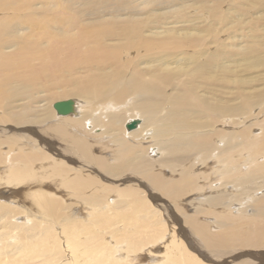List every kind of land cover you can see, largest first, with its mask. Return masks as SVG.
I'll list each match as a JSON object with an SVG mask.
<instances>
[{
  "label": "bare ground",
  "instance_id": "obj_1",
  "mask_svg": "<svg viewBox=\"0 0 264 264\" xmlns=\"http://www.w3.org/2000/svg\"><path fill=\"white\" fill-rule=\"evenodd\" d=\"M261 2L0 0V264H264Z\"/></svg>",
  "mask_w": 264,
  "mask_h": 264
},
{
  "label": "rangeland",
  "instance_id": "obj_2",
  "mask_svg": "<svg viewBox=\"0 0 264 264\" xmlns=\"http://www.w3.org/2000/svg\"><path fill=\"white\" fill-rule=\"evenodd\" d=\"M261 1H263L264 2V0H261ZM263 2H261L260 4L261 5H263L262 3ZM262 8H264V7H262ZM136 52H133L132 54H131V56H130V59L132 58H135V54ZM144 54V53H143ZM134 55V56H133ZM69 100H71V99H69ZM60 101H66V100H60ZM60 101H56V103L57 102H60ZM258 111V110H257ZM257 113V112H256ZM259 117H262L261 119H259L258 121L256 120V122H262V120L264 119V113L261 115V116H257L255 119H257V118H259ZM137 119V118H136ZM135 119V120H136ZM135 120H132V121H135ZM130 122H131V119H130ZM240 124V123H239ZM260 124V123H259ZM127 125V124H126ZM232 125V124H231ZM246 126H248V125H245V126H235V128L237 129V130H239V131H242L243 130V128L245 129V127ZM259 129H258V128ZM98 130H99V128H97ZM0 130H2V128H0ZM127 130V129H126ZM262 129L257 125L256 126V128H254V130H253V132H252V134H251V136L252 135H254V136H258V135H260L259 133H262V131H261ZM44 132V134L46 135V133H45V131L44 130H38L37 132L38 133H36L38 136H40V134H39V132L40 133H42V132ZM128 131V130H127ZM133 131V130H132ZM98 132L100 133V131H93V132H91V137H92V135L93 134H95L96 136H98ZM131 132V131H130ZM7 134H10L11 135V133H7ZM31 137H33L32 135H30ZM10 137V136H9ZM127 139H129L127 136H125ZM87 138H89L90 139V136L89 137H87ZM92 139V138H91ZM93 140V139H92ZM95 140H98V137H97V139H95ZM130 140V139H129ZM160 140V139H159ZM166 140V139H165ZM172 140V139H171ZM132 142V141H131ZM110 148H113V147H110ZM97 149V148H96ZM100 150L102 149V148H99ZM157 147H153L152 148V150H156L157 151ZM107 150V149H106ZM18 151V150H17ZM102 151H105L104 149H102ZM155 151V152H156ZM152 152V151H151ZM97 154L98 155H100L101 153H99V152H97ZM152 154H154L153 152H152ZM157 154V153H156ZM155 155V154H154ZM159 153L157 154V156H155L156 158H158L159 156ZM112 161H114L113 159H111L110 160V162L112 163ZM261 161H263V160H261ZM248 167V166H247ZM217 170H222V167L221 168H219V167H215ZM245 169V168H244ZM4 169H0V172H2ZM246 170H248V169H245V171ZM181 171V170H180ZM178 172V173H181V172ZM211 172V171H210ZM155 174H163V172H160V171H156V173ZM131 175H134V173L132 174L131 173ZM199 174H197V176H198ZM135 176H137V178L138 179H144L142 176H140V175H137V174H135ZM166 178H172V179H174L175 181L176 180H178V179H180L179 178V176H173L172 174H169V173H167V174H165L164 175ZM164 178V177H163ZM145 180V179H144ZM214 180H216V179H214ZM217 184V186H218V183H216ZM262 194H264V190H262L261 192H259V193H257L256 194V197L257 196H261ZM203 195V194H202ZM212 195H214V194H212ZM209 196V195H208ZM182 200V201H181ZM184 199L183 198H181L180 199V201L179 200H177V201H174V200H167L168 201V203L173 207V208H175L174 210H176L177 209V211L179 212L180 211V215L181 214H185V215H187V216H189V215H193V214H195V212H196V208L198 209L199 207H197L196 205H191L190 204V206H186V205H184L185 207V209L184 208H182V206H177V205H179V204H182V202L183 203H188L189 202V200H187V199H185V201H183ZM187 200V201H186ZM78 201V206H77V209H78V211L79 212H81V211H83V210H85V205L81 202V201H79V200H77ZM112 201H115V199H112ZM82 205V206H81ZM188 205H189V203H188ZM207 206V205H206ZM87 208V207H86ZM174 210H172L173 212H174ZM250 213H252V212H250ZM168 218V217H167ZM170 218V217H169ZM180 218V220H181V224H182V226L183 227H185V228H188V230L189 231H192V227L191 226H188V225H185L186 223L185 222H183L184 221V218L183 217H179ZM199 220H201V223H209L210 225L213 223V222H216L217 220H218V217L216 216V215H214V216H211V217H206V218H204V217H202L201 219H199ZM8 224V223H7ZM190 227V228H189ZM210 227V226H209ZM177 229V228H176ZM187 230V231H188ZM211 230H212V232H214V231H216V233H218V232H220L221 231V228L220 227H217L216 228V226H214V228H211ZM21 233V232H20ZM192 233H194L193 231L191 232V234ZM0 235H2V233L0 234ZM195 237H197V235H195ZM197 239H199V237L197 238ZM199 243H200V245H201V248H202V250L204 251V252H207V253H212L213 254V252L215 253V252H224V253H227L228 251L229 252H233V251H235V252H237V251H240L241 249H230V250H227V249H223V248H220V247H218V248H213V249H207L206 250V244L204 243V241L203 240H201V238L199 239ZM163 250V249H162ZM211 250V251H210ZM216 250V251H215ZM243 251V250H242ZM255 253H256V255L257 256H260L261 257V259H264V248H261L260 250H256L255 251ZM259 253V254H258ZM256 260V259H255ZM258 261V260H257ZM34 262V261H33ZM254 262H256V261H254ZM260 263V262H259Z\"/></svg>",
  "mask_w": 264,
  "mask_h": 264
},
{
  "label": "water",
  "instance_id": "obj_3",
  "mask_svg": "<svg viewBox=\"0 0 264 264\" xmlns=\"http://www.w3.org/2000/svg\"><path fill=\"white\" fill-rule=\"evenodd\" d=\"M55 109L57 110L58 114L67 115L73 111V101L70 100L67 102L58 103L55 105Z\"/></svg>",
  "mask_w": 264,
  "mask_h": 264
}]
</instances>
